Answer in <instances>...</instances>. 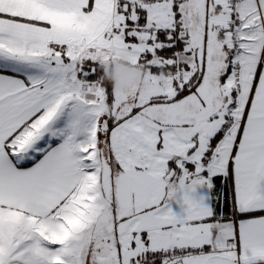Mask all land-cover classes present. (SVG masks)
<instances>
[{"label":"snow or ice","instance_id":"snow-or-ice-1","mask_svg":"<svg viewBox=\"0 0 264 264\" xmlns=\"http://www.w3.org/2000/svg\"><path fill=\"white\" fill-rule=\"evenodd\" d=\"M0 264H264V0H0Z\"/></svg>","mask_w":264,"mask_h":264},{"label":"crops","instance_id":"crops-1","mask_svg":"<svg viewBox=\"0 0 264 264\" xmlns=\"http://www.w3.org/2000/svg\"><path fill=\"white\" fill-rule=\"evenodd\" d=\"M128 68L127 65L123 63H118L112 65V70H113V82Z\"/></svg>","mask_w":264,"mask_h":264},{"label":"trees","instance_id":"trees-1","mask_svg":"<svg viewBox=\"0 0 264 264\" xmlns=\"http://www.w3.org/2000/svg\"><path fill=\"white\" fill-rule=\"evenodd\" d=\"M106 74L108 75V77L110 79L113 80V70H112V66H110L109 68L106 69Z\"/></svg>","mask_w":264,"mask_h":264}]
</instances>
